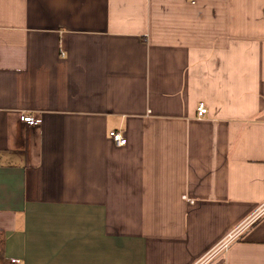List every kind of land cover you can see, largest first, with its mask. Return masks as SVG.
I'll use <instances>...</instances> for the list:
<instances>
[{"label": "crops", "instance_id": "obj_1", "mask_svg": "<svg viewBox=\"0 0 264 264\" xmlns=\"http://www.w3.org/2000/svg\"><path fill=\"white\" fill-rule=\"evenodd\" d=\"M263 206L264 0H0V264H264Z\"/></svg>", "mask_w": 264, "mask_h": 264}, {"label": "built area", "instance_id": "obj_2", "mask_svg": "<svg viewBox=\"0 0 264 264\" xmlns=\"http://www.w3.org/2000/svg\"><path fill=\"white\" fill-rule=\"evenodd\" d=\"M207 113V108L203 105L200 104L197 108V115L198 117H203L205 114ZM21 120L25 123H27L28 125H38L39 124V120L33 118L32 116H22ZM109 137L112 140V142H114V144L117 147H124L127 145V139L126 137L121 133V132H117V131H112L109 133ZM262 210H264V206L262 207ZM259 214H255V216L253 217V219L255 217H257ZM239 231V230H238ZM238 231H234L231 234H229L226 238V240L221 243L214 251V253H218V252H226L230 246V244L238 237ZM12 263H16V261H12ZM18 263V262H17Z\"/></svg>", "mask_w": 264, "mask_h": 264}, {"label": "trees", "instance_id": "obj_3", "mask_svg": "<svg viewBox=\"0 0 264 264\" xmlns=\"http://www.w3.org/2000/svg\"><path fill=\"white\" fill-rule=\"evenodd\" d=\"M6 240H7L6 233L0 230V261L4 259Z\"/></svg>", "mask_w": 264, "mask_h": 264}]
</instances>
